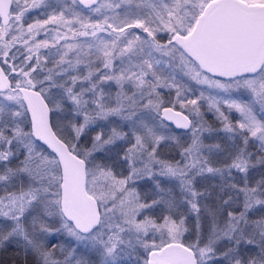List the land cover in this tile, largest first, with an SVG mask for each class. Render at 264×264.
Listing matches in <instances>:
<instances>
[{"label": "snow or ice", "instance_id": "obj_1", "mask_svg": "<svg viewBox=\"0 0 264 264\" xmlns=\"http://www.w3.org/2000/svg\"><path fill=\"white\" fill-rule=\"evenodd\" d=\"M0 264H264V0H0Z\"/></svg>", "mask_w": 264, "mask_h": 264}]
</instances>
